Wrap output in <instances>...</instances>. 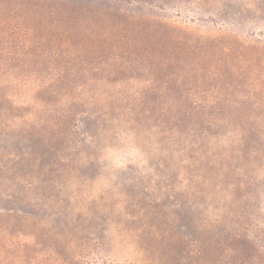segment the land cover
<instances>
[{"label":"rangeland","instance_id":"374dc122","mask_svg":"<svg viewBox=\"0 0 264 264\" xmlns=\"http://www.w3.org/2000/svg\"><path fill=\"white\" fill-rule=\"evenodd\" d=\"M68 4L0 3V264H264V0Z\"/></svg>","mask_w":264,"mask_h":264},{"label":"trees","instance_id":"16d2710c","mask_svg":"<svg viewBox=\"0 0 264 264\" xmlns=\"http://www.w3.org/2000/svg\"><path fill=\"white\" fill-rule=\"evenodd\" d=\"M112 1H116V0H112ZM0 3L4 5L16 3L21 8H27L28 10L34 9L33 11H35V15L36 13L39 14L40 11L41 13H43V11H46V13L44 14H46L47 16L45 17L49 19L58 18L61 21L63 20L79 21L77 20V18L79 19L86 18L85 20L90 21V24L91 25L94 24V26H105V27L110 26L111 28H116V29L118 28L121 29L123 26H125L124 23H120L117 20V15H111L110 13L105 12L103 9L90 10L89 12H86V15H81V13L72 9V6L68 4V0H61V1L59 0L58 2L56 1L47 2L45 0H0ZM191 109L196 110L197 108L194 105H192ZM226 229L228 230V227H226ZM213 231H216V230H213ZM202 240H203L202 242L204 244L203 245L204 247H202V250L200 251H205L208 248L210 249L213 248L214 246L221 247L223 245L224 246L230 245L232 242L237 241V237L231 235L226 238V237H223V235L219 232L209 238L203 235Z\"/></svg>","mask_w":264,"mask_h":264}]
</instances>
